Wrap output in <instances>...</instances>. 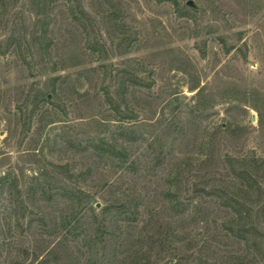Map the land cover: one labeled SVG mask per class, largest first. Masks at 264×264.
I'll return each instance as SVG.
<instances>
[{"label":"rangeland","instance_id":"1","mask_svg":"<svg viewBox=\"0 0 264 264\" xmlns=\"http://www.w3.org/2000/svg\"><path fill=\"white\" fill-rule=\"evenodd\" d=\"M263 253L264 0H0V264Z\"/></svg>","mask_w":264,"mask_h":264},{"label":"trees","instance_id":"2","mask_svg":"<svg viewBox=\"0 0 264 264\" xmlns=\"http://www.w3.org/2000/svg\"><path fill=\"white\" fill-rule=\"evenodd\" d=\"M43 8H46V3H44L43 5ZM42 32L44 35H46L48 33V29L47 28H43L42 29ZM94 148L98 151H103L102 149V146L100 145H97V146H94ZM119 152H121L122 156L125 155V149H121ZM239 177L241 178V187L245 188L246 190H249L250 188L254 186H256L258 189L260 188V185H259V182L257 181L256 177H255V171L253 170H240L239 172ZM244 189V191H246ZM46 190L43 189V193L46 194ZM229 200V199H228ZM233 200V203L230 204V206H232L235 210V214L233 215L234 217V223L233 225H231V227L229 228V231L232 235H235V236H241V237H244L242 235V233H244L246 230V227L245 225H241V221H244L245 222V219L246 218H249L250 215H249V212H244L242 213V209L246 207V205L244 204H241L238 200L236 199H232ZM246 214V215H245ZM249 227L252 229V230H257L259 229V227H256V225H254L253 222H249ZM245 238V237H244ZM141 262L137 263V264H141ZM263 264H264V253H263Z\"/></svg>","mask_w":264,"mask_h":264},{"label":"water","instance_id":"3","mask_svg":"<svg viewBox=\"0 0 264 264\" xmlns=\"http://www.w3.org/2000/svg\"><path fill=\"white\" fill-rule=\"evenodd\" d=\"M188 5H192V2H191V1H189V2H188Z\"/></svg>","mask_w":264,"mask_h":264}]
</instances>
